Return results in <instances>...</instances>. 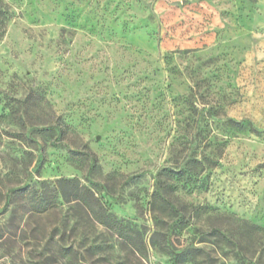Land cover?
Here are the masks:
<instances>
[{
  "label": "rangeland",
  "instance_id": "rangeland-1",
  "mask_svg": "<svg viewBox=\"0 0 264 264\" xmlns=\"http://www.w3.org/2000/svg\"><path fill=\"white\" fill-rule=\"evenodd\" d=\"M0 264H264V0H0Z\"/></svg>",
  "mask_w": 264,
  "mask_h": 264
},
{
  "label": "trees",
  "instance_id": "trees-1",
  "mask_svg": "<svg viewBox=\"0 0 264 264\" xmlns=\"http://www.w3.org/2000/svg\"><path fill=\"white\" fill-rule=\"evenodd\" d=\"M60 182H61L60 183L61 185L66 184V185L70 186L74 182V180L62 179ZM74 196H75V199L79 200V197L76 193ZM46 204L47 203L44 199L43 201H41L39 203V208L45 209ZM82 205H83V207H86L90 216L97 218V221L100 224H103L105 227L109 228L111 230L112 234L116 235V234L121 233L120 228H118V226H120V221L115 220V218L113 217L112 214L106 213L105 210L102 208H99L97 211H94L93 209L90 210L89 208H87V206L85 204H82ZM119 236H121V235H119Z\"/></svg>",
  "mask_w": 264,
  "mask_h": 264
}]
</instances>
